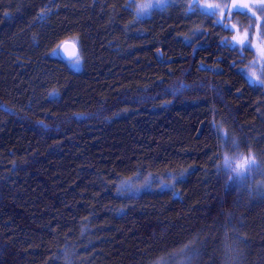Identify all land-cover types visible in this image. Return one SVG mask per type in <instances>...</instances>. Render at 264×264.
<instances>
[{
  "label": "trees",
  "instance_id": "trees-1",
  "mask_svg": "<svg viewBox=\"0 0 264 264\" xmlns=\"http://www.w3.org/2000/svg\"><path fill=\"white\" fill-rule=\"evenodd\" d=\"M133 4L0 0V264H264V4Z\"/></svg>",
  "mask_w": 264,
  "mask_h": 264
},
{
  "label": "rangeland",
  "instance_id": "rangeland-1",
  "mask_svg": "<svg viewBox=\"0 0 264 264\" xmlns=\"http://www.w3.org/2000/svg\"><path fill=\"white\" fill-rule=\"evenodd\" d=\"M172 0H133L134 4L132 7L134 8L136 14L140 17L150 16L154 9L160 8L157 5H161V7L165 6ZM199 8L207 13H215V14H230L233 10L237 9H245L255 4H264V0H197ZM141 4H152L153 7L148 9L143 13H137V6ZM210 5H219V8H209ZM74 41V40H73ZM76 42V41H74ZM77 43V42H76ZM262 50V47H260ZM56 55L59 54V49L55 51ZM70 66L75 70H80L83 66V58L81 56L78 57V60L75 59L69 62ZM74 64H78V67H74ZM173 174H168V179L161 177H153L151 174L148 175H135L129 179H125L119 184V190H125L128 194L138 195L143 190L152 189L154 187L159 188H171L177 177L173 178ZM185 250H182L176 254L171 255L166 261L165 264H185L186 261H183L185 258Z\"/></svg>",
  "mask_w": 264,
  "mask_h": 264
},
{
  "label": "water",
  "instance_id": "water-1",
  "mask_svg": "<svg viewBox=\"0 0 264 264\" xmlns=\"http://www.w3.org/2000/svg\"><path fill=\"white\" fill-rule=\"evenodd\" d=\"M59 55L67 62L73 61L79 57L80 47L76 42L72 40L65 41L59 47Z\"/></svg>",
  "mask_w": 264,
  "mask_h": 264
},
{
  "label": "snow or ice",
  "instance_id": "snow-or-ice-1",
  "mask_svg": "<svg viewBox=\"0 0 264 264\" xmlns=\"http://www.w3.org/2000/svg\"><path fill=\"white\" fill-rule=\"evenodd\" d=\"M152 7H153L152 4H141V5H138L137 6V13H143V12L147 11L148 9H150ZM157 7H161V5L158 4ZM193 7H199V5H193ZM209 8H219V5H215V6L210 5ZM189 11H191V9H189ZM212 14H215V13L213 12ZM234 39H235V37H234ZM225 43L227 44V42H225ZM232 47H233V49H235L236 45L233 44ZM53 55H56V53L54 52ZM77 60H78V58H77ZM73 66L74 67H78V64H74ZM226 163H227V160H226ZM246 163H247L246 160L243 161L241 166H243Z\"/></svg>",
  "mask_w": 264,
  "mask_h": 264
},
{
  "label": "clouds",
  "instance_id": "clouds-1",
  "mask_svg": "<svg viewBox=\"0 0 264 264\" xmlns=\"http://www.w3.org/2000/svg\"><path fill=\"white\" fill-rule=\"evenodd\" d=\"M241 255H243V253L237 246H234L227 258L226 264H240Z\"/></svg>",
  "mask_w": 264,
  "mask_h": 264
}]
</instances>
